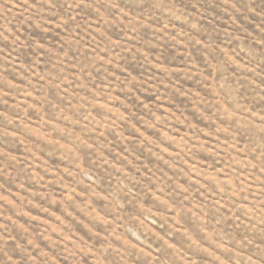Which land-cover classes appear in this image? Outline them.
I'll list each match as a JSON object with an SVG mask.
<instances>
[{"label": "rangeland", "instance_id": "374dc122", "mask_svg": "<svg viewBox=\"0 0 264 264\" xmlns=\"http://www.w3.org/2000/svg\"><path fill=\"white\" fill-rule=\"evenodd\" d=\"M0 264H264V0H0Z\"/></svg>", "mask_w": 264, "mask_h": 264}]
</instances>
